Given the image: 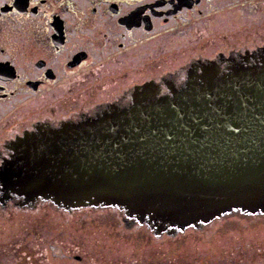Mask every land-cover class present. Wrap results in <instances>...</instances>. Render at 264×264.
<instances>
[{
    "label": "flooded vegetation",
    "instance_id": "1",
    "mask_svg": "<svg viewBox=\"0 0 264 264\" xmlns=\"http://www.w3.org/2000/svg\"><path fill=\"white\" fill-rule=\"evenodd\" d=\"M263 57L264 0H0V167L26 135L117 117L118 108H128L143 90L171 95L190 82L201 83L205 70L222 75ZM118 214L123 216L115 208L66 211L46 201L26 206L22 196L0 185L2 264H42L34 255L39 241L31 242L30 251L24 229L11 223L25 218L38 225L47 217L54 223L60 216L65 223L79 221L76 230L85 239L77 243L111 253H118V229L132 231L139 239L135 260L142 259L141 264H185L189 258V264H206L250 243L226 238L236 236L233 227L241 223H210L156 237L123 217L118 223ZM69 229L65 225L60 231ZM101 231L104 240L96 239ZM9 236L20 240L8 238L5 247ZM50 236L41 240L36 255L59 245ZM4 247L22 254L10 256ZM78 255L71 256L74 262L105 264L104 258L93 262L90 254Z\"/></svg>",
    "mask_w": 264,
    "mask_h": 264
},
{
    "label": "water",
    "instance_id": "2",
    "mask_svg": "<svg viewBox=\"0 0 264 264\" xmlns=\"http://www.w3.org/2000/svg\"><path fill=\"white\" fill-rule=\"evenodd\" d=\"M147 94L117 117L18 139L2 190L26 206L115 208L156 237L264 216V57Z\"/></svg>",
    "mask_w": 264,
    "mask_h": 264
},
{
    "label": "rangeland",
    "instance_id": "3",
    "mask_svg": "<svg viewBox=\"0 0 264 264\" xmlns=\"http://www.w3.org/2000/svg\"><path fill=\"white\" fill-rule=\"evenodd\" d=\"M104 216H101L100 220H105L107 221L108 224L113 223L111 222L112 218L110 216H107V215H104ZM122 217L123 216L118 214V223L122 222L121 221ZM92 218L98 219L99 217H96L93 215ZM94 222H97V221L92 219L91 223L93 224ZM234 222L241 223L242 227L240 226L233 227L235 229L232 233L234 232H238V233L235 234L236 236L232 237L230 235V236H227L226 238L229 241L230 240L232 242L235 241V244L239 243V242H236L237 239L239 240L247 239L248 241H250L249 246L239 247L240 249L238 248V246H236L233 249V251L230 253L231 255L229 257L227 258L218 257L217 261L215 259V261L212 260L206 264H264V216L247 219V220L237 219ZM11 223L13 226L17 227L18 229L20 228L21 230L24 229V232L26 233V235H28L26 244L29 246L30 251H32L33 249L31 242H33L34 240L39 241V244L35 245L37 250L36 251L33 250L34 253L36 254L40 251L39 245L42 239H46L47 236L49 237L50 234H52L50 238H53L54 240H58L59 245L57 244L58 246L55 245V247H51V246L48 247L46 250H44V253L42 256L36 255L33 253L35 256H38V258H40L38 260L41 261L42 264H46V261L48 262V264H55L53 263L54 259L58 260L59 262L58 264H82V262H74V260L71 258L72 255L76 256L77 254H79L78 256L80 257H82L83 255L90 254V260L93 262L95 259L104 258L105 264H138L142 260L140 259L139 262L135 260L136 255L134 254V251L138 247L136 243L138 242L139 239H137L136 237L137 235L134 234L132 231L125 232L122 230L120 231V229H118V253H115V252L111 253L108 249H105V247L104 248L98 247L97 249V248H94L93 246L86 247L84 245L78 244L77 242L79 241V239H85V237L81 236L84 234L78 233L76 230L78 226H80L81 224L79 221L74 222V224L65 223L64 220L60 216L57 220V223H54L50 217H47V220L43 222L44 224H41V225H38L39 223H35V220L33 221L27 218H25L22 221H16V222L12 221ZM107 223H104V224H107ZM57 225L60 226V230H62L65 225H67L68 227H71V229L67 230L66 232H61L59 230V227H56ZM46 229L49 230L48 232L49 235H45ZM57 232H59V234ZM104 233L106 232L101 231L100 234L96 233L98 235L96 239L104 240L106 238V235ZM8 238H10V236L7 238L4 237L3 242H4L5 247H9V245H7L9 243ZM10 239H11L10 242H14L13 240L19 239V236H15V237L11 236ZM90 241H92L91 243H93V240H90ZM66 243H68V246H66ZM229 243L231 245V242ZM5 250H6V254L10 256L15 255V254L17 256H20V254H22L20 250H16V251H11V250L9 251L8 249H5ZM191 251H193V248L190 249V252ZM68 255L70 256L69 258L67 257ZM217 255H222V252L220 249L218 250ZM88 258L89 257L82 258L81 261H85ZM109 258H111V260ZM6 259L8 258L6 257ZM67 259L69 262H67ZM183 262L185 264H189L191 263V259L190 258L186 259V261H183ZM0 264H2L1 259H0Z\"/></svg>",
    "mask_w": 264,
    "mask_h": 264
}]
</instances>
